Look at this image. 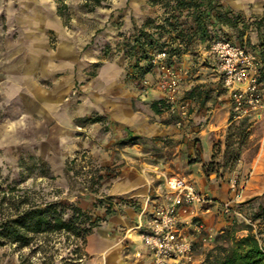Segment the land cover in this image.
I'll return each mask as SVG.
<instances>
[{
  "label": "rangeland",
  "instance_id": "1",
  "mask_svg": "<svg viewBox=\"0 0 264 264\" xmlns=\"http://www.w3.org/2000/svg\"><path fill=\"white\" fill-rule=\"evenodd\" d=\"M213 1V6L222 5L230 21L220 24L212 18L203 40L194 0H0V187L16 185L41 201L77 205L90 216L91 228L85 243L64 234L40 236L35 254L37 245L23 249L0 245V264H23L26 257L32 264H100L102 251L112 253L113 242L132 228L139 200L149 192H166L167 177L179 176L194 184L189 174L200 167L208 182L219 184V196L223 183L230 185L231 179L253 169L264 144V82L257 84V100L237 108L210 49L214 41L226 38L260 58L257 29L264 27L257 23L262 18L257 16L259 0H251L246 10L233 0ZM109 27L122 32L115 39L117 45L107 44L102 52L106 57H122L126 71L116 94L128 107L130 121L105 111L71 118L72 125L64 128L39 107L30 113L23 98L8 96L14 91L3 84L17 76L20 64L30 63V51L50 52L63 38L81 36L84 29ZM137 29L187 52L170 64L168 56L158 58L161 52L144 61L140 45L133 48ZM146 39L143 35L141 42ZM163 63L177 80L173 97L162 87L171 78L165 76ZM212 109H228L229 115L223 131L211 128L204 134L213 142L211 168L218 171L207 176L209 162L201 166V129L193 124L198 121L193 115L203 111L209 121ZM222 202L212 240L204 250L206 257L233 247L248 233L242 229L246 225H252L264 245V193L234 203L230 218L223 213ZM258 214L262 218L252 219Z\"/></svg>",
  "mask_w": 264,
  "mask_h": 264
},
{
  "label": "crops",
  "instance_id": "2",
  "mask_svg": "<svg viewBox=\"0 0 264 264\" xmlns=\"http://www.w3.org/2000/svg\"><path fill=\"white\" fill-rule=\"evenodd\" d=\"M233 1L246 10L249 9L251 0ZM257 12V16L264 17V0H259ZM64 30L66 29L59 31L66 34ZM84 30L81 36L63 38L60 45L50 52L39 48L30 51V63L20 64L19 69L14 73L17 76L15 75L14 79L10 78L9 82H4V89L9 88L14 91V94H8V96L23 98L28 112L31 113L34 108L39 107L42 112L51 116L64 128L72 125L71 118L90 116L93 113L100 114L105 111L130 121L128 107L123 106L122 97L116 94L117 83L126 71L122 57L118 55L106 57L102 52L107 44H112L114 47L117 45L118 42L115 39L120 38L122 29L109 27V29ZM187 56L189 55L185 54L184 60H188ZM86 74L91 76L85 80ZM83 79L85 83L77 87V82ZM10 82L12 84L9 86ZM218 115L221 117L220 120ZM228 115V109L221 112L218 109H212L210 120L206 121L203 111L197 110L194 113L193 117L198 121L193 124L197 126V129H201L200 138L203 146L200 152V158L203 161L201 166L208 163L213 155V142L204 134L211 128L219 132L223 131L228 125ZM205 141L207 142L206 150ZM252 168V170H246L244 176L238 179L242 186V196L239 201L264 193V144ZM189 177L193 180L194 187L209 198L208 202L199 207L196 214L211 233L216 228L214 220L220 207L219 203L232 197L234 192L226 182L220 188L221 194L218 196L219 184L215 185L214 181L208 182L200 167L191 172ZM148 194H151L152 200L146 205L145 197ZM147 195L139 200V209L135 214L132 228L126 231L125 237L113 242L112 253L106 249L102 251L100 264H154L152 257L143 246L139 230L135 227L140 211L146 208L145 211L151 213L155 205L169 200V192L167 190L163 194L157 192V195L149 192ZM192 216L189 209L182 208L183 221L190 220ZM208 242L200 237L195 238V254L201 264H204L206 260L204 250ZM137 251H142L143 255L136 257Z\"/></svg>",
  "mask_w": 264,
  "mask_h": 264
},
{
  "label": "trees",
  "instance_id": "3",
  "mask_svg": "<svg viewBox=\"0 0 264 264\" xmlns=\"http://www.w3.org/2000/svg\"><path fill=\"white\" fill-rule=\"evenodd\" d=\"M182 1L178 0V2ZM213 2V0H194L193 2L197 29L203 40L208 34V24H213L212 18L220 24L230 21L222 5L213 6ZM257 23L259 28L264 27V17ZM257 30L260 34L258 47H260L261 55L258 66V83H261L264 82V29ZM143 35H147L149 41L146 39L145 42H141ZM133 38V48L140 45L141 58L147 62H150L156 53L164 51L168 56L166 61L170 64L175 57L187 52V49L170 48L168 43L165 41L161 43L145 29H137ZM149 66L151 67L152 64L150 63L147 68ZM233 117L232 115L231 122ZM71 162H75V159ZM212 166H214L213 156L208 163L207 176L218 172L211 168ZM99 178L103 179L102 176ZM227 217H232V213L227 214ZM258 218H262V215L258 214L252 219ZM89 220L88 213L77 205H67L62 201H41L35 198L31 191L19 189L16 185L0 187V245L16 244L19 249L37 245V248L32 251L35 254L40 248L37 242L40 236L64 234L67 237L74 236L85 243L91 231L88 227ZM91 224L89 223V226ZM242 229L247 230L248 233L236 240L235 245L229 250L223 249L225 253H219L214 257L208 254L204 264H264V245L260 236L254 232L252 225H246ZM79 251L78 247L76 253ZM22 263L32 264V261L26 257L22 258Z\"/></svg>",
  "mask_w": 264,
  "mask_h": 264
},
{
  "label": "built area",
  "instance_id": "4",
  "mask_svg": "<svg viewBox=\"0 0 264 264\" xmlns=\"http://www.w3.org/2000/svg\"><path fill=\"white\" fill-rule=\"evenodd\" d=\"M210 53L218 60V67L225 85L235 100L236 107L240 108L247 102H254L258 84V66L260 58L246 47L233 41L220 38L211 45ZM166 52L158 55L165 59ZM165 76H171V69L162 64ZM148 83L147 79L144 80ZM243 83L247 86L242 87ZM162 87L173 95L177 91V80L171 76L164 80ZM183 113H186L185 111ZM231 190L234 195L221 203L223 213L229 214L234 203L242 196V186L237 178L231 179ZM165 187L169 192L166 203L155 205L151 213L143 208L138 216L136 229L142 237V243L154 264H201L195 254V238L211 241L212 234L206 229L202 219L196 214L200 206L208 202L209 198L199 192L185 178L170 176L165 180ZM152 200L151 194L145 197V204ZM182 208L189 209L193 214L188 221L181 219ZM142 251L136 252V257H141Z\"/></svg>",
  "mask_w": 264,
  "mask_h": 264
}]
</instances>
